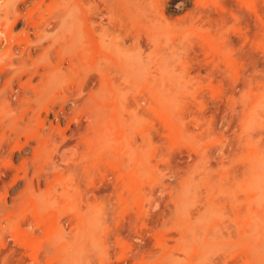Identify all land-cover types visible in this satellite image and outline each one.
I'll return each instance as SVG.
<instances>
[{
    "label": "rangeland",
    "instance_id": "rangeland-1",
    "mask_svg": "<svg viewBox=\"0 0 264 264\" xmlns=\"http://www.w3.org/2000/svg\"><path fill=\"white\" fill-rule=\"evenodd\" d=\"M58 1L0 0V264H264V0Z\"/></svg>",
    "mask_w": 264,
    "mask_h": 264
},
{
    "label": "bare ground",
    "instance_id": "bare-ground-1",
    "mask_svg": "<svg viewBox=\"0 0 264 264\" xmlns=\"http://www.w3.org/2000/svg\"><path fill=\"white\" fill-rule=\"evenodd\" d=\"M35 1L37 2V3H36V2H35V3L38 4L37 7L40 8V7L42 6V3H43L44 0H41V1H39V2H38L37 0H35ZM59 1H60V0H59ZM59 1H58V3H59ZM56 2H57V1H56ZM60 2H61V1H60ZM53 8H54V7H53ZM21 17L23 18V15H22ZM24 17H27V15H24ZM28 18H29V17H28ZM87 205H88V204H87ZM88 206H89V205H88ZM86 213H88V212L86 211ZM81 214H82V213H81ZM86 234H87V233H86ZM73 237H74V236H73ZM137 253H138V252H137Z\"/></svg>",
    "mask_w": 264,
    "mask_h": 264
}]
</instances>
